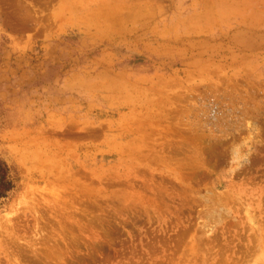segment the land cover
<instances>
[{
    "label": "rangeland",
    "instance_id": "374dc122",
    "mask_svg": "<svg viewBox=\"0 0 264 264\" xmlns=\"http://www.w3.org/2000/svg\"><path fill=\"white\" fill-rule=\"evenodd\" d=\"M0 264H264V0H0Z\"/></svg>",
    "mask_w": 264,
    "mask_h": 264
},
{
    "label": "trees",
    "instance_id": "16d2710c",
    "mask_svg": "<svg viewBox=\"0 0 264 264\" xmlns=\"http://www.w3.org/2000/svg\"><path fill=\"white\" fill-rule=\"evenodd\" d=\"M14 178L8 165L0 158V203L14 188Z\"/></svg>",
    "mask_w": 264,
    "mask_h": 264
}]
</instances>
